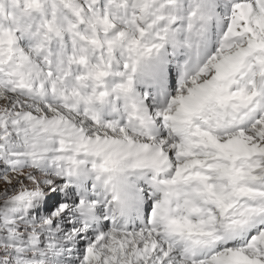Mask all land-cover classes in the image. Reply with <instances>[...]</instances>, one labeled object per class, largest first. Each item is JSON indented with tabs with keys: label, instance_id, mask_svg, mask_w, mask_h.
<instances>
[{
	"label": "snow or ice",
	"instance_id": "6c2138e0",
	"mask_svg": "<svg viewBox=\"0 0 264 264\" xmlns=\"http://www.w3.org/2000/svg\"><path fill=\"white\" fill-rule=\"evenodd\" d=\"M0 264H264V0H0Z\"/></svg>",
	"mask_w": 264,
	"mask_h": 264
}]
</instances>
